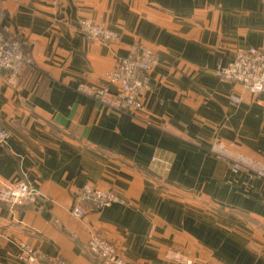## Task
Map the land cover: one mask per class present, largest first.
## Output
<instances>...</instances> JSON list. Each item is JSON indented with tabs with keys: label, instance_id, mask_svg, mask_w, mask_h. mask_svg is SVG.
I'll return each mask as SVG.
<instances>
[{
	"label": "crops",
	"instance_id": "0c3cea01",
	"mask_svg": "<svg viewBox=\"0 0 264 264\" xmlns=\"http://www.w3.org/2000/svg\"><path fill=\"white\" fill-rule=\"evenodd\" d=\"M0 16L34 58L13 85L0 74V184L40 192L34 203H0V264H22L20 244L46 264H112L87 250L92 234L128 264H175L168 249L193 264H264V179L207 152L226 142L264 162V93L215 75L264 45V0H0ZM83 19L117 40L86 39ZM136 46L158 57L142 109L122 113L77 91L116 92L108 74ZM86 184L122 201L85 203L76 217Z\"/></svg>",
	"mask_w": 264,
	"mask_h": 264
},
{
	"label": "built area",
	"instance_id": "2783aa9c",
	"mask_svg": "<svg viewBox=\"0 0 264 264\" xmlns=\"http://www.w3.org/2000/svg\"><path fill=\"white\" fill-rule=\"evenodd\" d=\"M1 21L0 16V74H4L6 82L13 85L22 69L34 64V58L25 44L13 35L7 26L2 25ZM78 30L88 40L113 42L118 38L114 30L90 20H82ZM157 63L158 57L150 48L136 46L121 57L108 74L109 82L118 87L116 92L112 93L108 86L84 83H80L76 89L99 104L131 114L143 108L141 95L149 90L148 73ZM215 75L221 80L239 84L247 92L264 93V45L237 52L231 62L216 66ZM231 102L238 104L239 99L232 98ZM7 137L8 133L0 128V143ZM207 152L216 159L228 162L235 172L242 170L256 178L264 179V162L256 157L233 151L231 143L214 141ZM39 195L38 189L23 180L0 184V203L9 206L34 203ZM121 201V197L111 190H102L86 184L77 190L71 214L82 217L85 214L83 208L85 203L92 204L94 208H103ZM86 246L97 260L112 264H128L121 257L117 246L104 237L92 234ZM18 255L22 264H46L45 257L28 244H20ZM166 257L175 264H193L190 257L179 250L168 249ZM57 261L62 263L59 259Z\"/></svg>",
	"mask_w": 264,
	"mask_h": 264
},
{
	"label": "rangeland",
	"instance_id": "374dc122",
	"mask_svg": "<svg viewBox=\"0 0 264 264\" xmlns=\"http://www.w3.org/2000/svg\"><path fill=\"white\" fill-rule=\"evenodd\" d=\"M83 20H89V19H83ZM81 21H82V20H81ZM81 21H80V22H81ZM90 21H91V20H90ZM80 22H79V23H80ZM91 22H92V21H91ZM93 23H94V22H93ZM95 24H98V23H95ZM98 25L103 26L102 24H98ZM103 42H105V41H103ZM107 43H108V42H107ZM96 86H105V85H96ZM108 108H109V107H108Z\"/></svg>",
	"mask_w": 264,
	"mask_h": 264
}]
</instances>
